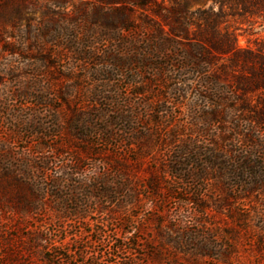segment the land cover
I'll return each mask as SVG.
<instances>
[{"label":"rangeland","instance_id":"1","mask_svg":"<svg viewBox=\"0 0 264 264\" xmlns=\"http://www.w3.org/2000/svg\"><path fill=\"white\" fill-rule=\"evenodd\" d=\"M168 7L27 0L0 23V264H264L260 92ZM226 20L239 55L264 48V19Z\"/></svg>","mask_w":264,"mask_h":264},{"label":"trees","instance_id":"2","mask_svg":"<svg viewBox=\"0 0 264 264\" xmlns=\"http://www.w3.org/2000/svg\"><path fill=\"white\" fill-rule=\"evenodd\" d=\"M27 0H0V23L1 25L19 26L22 22L28 24L29 19L25 16V5ZM109 5H121L127 12L135 9H144L149 6L157 5L158 0H100ZM169 4L168 12L173 15H180L189 20L200 24L205 34L200 40L206 48L217 54L227 57L231 64L238 66L248 76L237 78V88L244 95L248 93L260 92L256 98V106L252 110V122L254 132L264 134V48L256 52H249L246 55L237 53L235 44L236 38L233 32L229 30L226 22L227 18H236L238 20H251L252 18L264 19V0H159ZM210 1L209 6L203 10L189 12L187 10L190 3H202ZM13 7L9 12L8 8ZM124 27L127 26L125 21ZM220 38V39H219ZM219 40V41H216ZM258 136H255L257 139ZM248 165V164H245ZM244 165V167H246ZM261 163L253 162L248 166L252 171V186L257 188L264 187V175L259 171ZM154 187V184H151ZM153 189V188H152ZM104 193H109L106 190ZM109 198L110 196H100ZM113 199V198H112ZM112 199L109 201L112 202ZM188 202L195 204L200 212L201 207L196 200L188 199ZM113 211H111L112 213ZM79 216L83 214H79ZM264 227V221L262 222ZM116 249L123 250L122 245L116 246ZM58 264V263H54ZM87 264V263H85ZM89 264H97L91 262ZM131 264V263H124Z\"/></svg>","mask_w":264,"mask_h":264}]
</instances>
